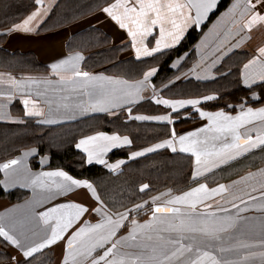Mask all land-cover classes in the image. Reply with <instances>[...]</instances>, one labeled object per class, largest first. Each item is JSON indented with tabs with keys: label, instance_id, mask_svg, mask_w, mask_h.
Here are the masks:
<instances>
[{
	"label": "crops",
	"instance_id": "1",
	"mask_svg": "<svg viewBox=\"0 0 264 264\" xmlns=\"http://www.w3.org/2000/svg\"><path fill=\"white\" fill-rule=\"evenodd\" d=\"M58 1L59 0H42V3L38 5L35 0L34 7L21 19L9 25L5 31V35L1 36L0 33V48L3 51L8 53L17 52L33 54L36 60L41 64L39 68L25 66L27 68L13 69L11 68V64H9V61L6 59L4 60V58L0 56V122L21 123L25 118H35L43 123H45V121H50L45 124H59L96 113L113 115L120 110H123L128 118L141 116L148 117V119L137 120L169 122L168 120H154L153 118L164 116L169 117L170 112L174 111L170 106L160 104L161 106L168 108L169 111L152 115L131 113L130 106L146 98H150L154 103H156V100L158 99L172 101L200 100L201 103L205 102V100L202 99L203 97L210 95L214 96V94L171 97L167 92L163 91V87L167 86L171 81H180L188 78L195 80H209L214 78L216 76L215 67L220 63L224 56L233 50L246 54L239 69L240 81L243 86L248 87L251 90L250 97L252 100H256V102L242 103L235 109V111H227L225 109L207 110L200 108L199 105H197L196 108L211 113L223 111L232 116H236L242 111H247L249 108L254 111L264 108V81L257 78L255 83L251 86H246L243 82L244 78L242 73L246 72L249 76H256L261 70V65L264 64V56H260L258 52L260 47H264V23H259L253 26L251 30L244 28V24L249 19L248 15H242V12L244 11V0H240V7L235 11H229L232 5L237 2V0H230L226 7L207 24L194 44L193 55L191 57H188L187 51H185L172 59L170 65L174 68V71H176L172 79L161 86H154L151 77L149 81L140 88L138 94L131 97H129L127 93L130 91L134 92L135 89L130 88L129 86L135 85L137 82L141 81L144 73L152 68L156 69L155 66L146 68L140 75L133 78H127L119 74L108 73L102 70H86L82 66L85 53L76 49L67 48V41L74 33L84 28H98L106 34L107 39L109 40V45L125 44L127 46L126 49L118 55L119 57L136 60L150 57L142 56L137 58L136 51L132 47L131 37H129L127 30L121 29L115 21L103 12V8L115 3V0H110L104 3L95 11L67 25L52 27L50 26L51 24H49L45 26V20L50 15ZM218 1L219 0H216V4ZM181 2L187 3V0H181ZM252 2L255 3V0H252ZM134 3L135 0H130V4ZM38 9L40 10V15L29 24L32 31L24 32L22 30H13V25L22 23L28 16L33 12H36ZM255 11L264 15V5H257ZM190 14L194 19L196 16L195 8L191 9ZM209 14L210 12L208 15ZM207 17L202 19L199 25L189 22V26L184 31L181 40L191 27L199 28L200 25L206 21ZM168 27H170V25ZM159 38L160 30L157 25L152 29L149 36L145 38L144 46H147L149 49L155 47L156 40ZM167 49H162V51ZM77 54L83 57V59L78 62L80 71L87 72L90 76L106 77L110 79L85 81L83 78H76L71 81L66 80L65 82H61L59 76L52 73L50 65L60 60L74 57ZM155 54L157 53H154L153 55ZM254 58L258 60V63L250 66L246 70L244 65ZM61 75L67 78L72 76V73L62 72ZM12 79L17 81V84H12L10 82ZM115 81H126L127 84L115 83ZM26 99L29 100L27 110L35 108L36 110H39L42 115H26V107L23 103ZM98 101L104 102L103 107L106 109L105 111L99 110L100 105L97 103ZM111 105L117 106L113 107ZM187 107L193 106L186 105L184 108ZM180 109L183 108L177 110ZM207 123V118H201L199 115L197 121L180 128L177 133L175 132L176 137L178 138L181 135L193 132L196 129L205 126ZM250 129L251 131H249ZM239 132L242 136L250 134L255 137L258 132H264V121L256 120L251 124L244 125L239 129ZM98 133H104L109 136H127L130 140V137L126 133L97 130L80 135L75 141V146L81 139L88 136H95ZM172 133L170 136L151 143L148 146L153 147L158 143L171 139ZM204 135L205 134H201V139H203ZM210 144H215L216 147L220 146L219 141H210ZM175 147L176 151H180L178 143H176ZM145 148L146 147L130 151L129 157L133 158V153L143 152ZM33 149L35 151H32ZM112 149L114 148H111L102 156L107 164H116L118 161L124 162V159L119 158L112 161L107 160V154ZM79 150L84 153L85 159L88 162L87 153L82 149ZM26 153L31 154L25 155ZM35 153L36 148L34 146L23 148L17 156L0 164H7L12 160L18 161L16 165H10L7 169L0 168V183L5 190L15 187L26 188L29 190V194L19 201L11 202L7 198L0 197V227H3L20 242V247H16L6 241L3 237H0V241L6 243V249L11 253V257L7 260H0V264H64L66 255L65 248L68 242V237H70L78 228L83 226L85 222L94 225L102 219V213H97L92 210L100 208L103 205L93 197L91 190L88 188L83 186L73 187L71 191L62 192L53 186L52 180L54 179L45 180L44 177H40L43 186L41 183L33 184V180L37 179L41 173L63 171L61 169L46 168L45 165L48 161L47 155L40 156L39 161L41 167L38 169L31 168L28 161ZM189 154L192 156L193 173L196 168L195 157L191 153ZM92 162L96 161L93 160ZM120 166L121 164L113 171L118 170ZM216 169H213L211 172ZM262 170H264V162L254 167L246 168L241 173L228 179L219 180L214 183H207L204 181L196 182L183 191H171L169 192L170 195H166V198L171 199L174 196L189 191L193 187H197L199 184H206L209 189L215 188L220 184L228 187L226 193L217 195L206 202L211 204L212 208L204 209L203 205L197 207V212L212 211L217 213V216L220 218H227L222 219L221 222V226L225 227L226 230L219 233V240L212 242H209L206 238L197 234V240L194 247L198 246L201 251H209L212 255L216 256L217 259L222 262H227V264H264V256L259 255L261 252H264V247L261 246V242L264 241V198H261L262 186H264V175H261ZM209 173H205L197 179H200ZM249 173H254L256 175L249 177ZM244 177L248 178L242 179ZM72 178L81 181H88L86 179ZM250 196L256 197V199L251 200ZM152 197L153 196H151L150 199ZM160 201L161 204L159 206H169L167 205V202L163 201V203L162 200ZM68 203L83 205L89 211L76 221L66 233H64L61 240L42 249L38 253H35L32 257L25 258L23 256V250L41 243L48 238L51 234V225L55 223V220H50L49 224L45 225L42 222L39 213L45 212L57 205ZM233 204H236L237 207L233 208ZM177 207H181L182 211L189 210L182 205H177ZM218 208H226L228 209V212H218ZM241 209L245 210L241 211ZM103 210L107 211L108 214L113 215L114 218L116 213L124 212H112L104 206ZM152 211L153 210H148L142 217H135L136 214L130 215L128 221H126L124 226L118 231V235L115 239H119L128 234L129 229L132 226V220L140 223L150 222V217H152L153 213ZM156 215H159L160 220L164 221V223H160L162 236H170L173 238L175 233L166 231L165 229L168 228V221L175 223L177 222V218L172 214L167 213H157ZM152 233L153 231H146L144 235V244L148 247L138 250L137 247H129L126 244L120 246L119 251L121 253L130 252L133 254H150L151 249L154 246H158L152 243V239H146L147 236H152ZM177 236H179V234H177ZM183 242L185 243V241ZM242 244L250 245V247L241 248L240 245ZM221 248L227 249V251L221 252ZM155 249L162 259L164 254L162 252L163 250L161 248ZM104 250L106 249H97L85 264H91V259H98L103 255ZM250 253H255L256 255H249ZM185 254L178 258L177 264H190V262L195 260L199 255L195 250H193L188 257H185ZM244 256H249V259L243 260L242 258ZM110 258L111 257H109V259ZM69 264H71V262H69ZM101 264H104V262H101Z\"/></svg>",
	"mask_w": 264,
	"mask_h": 264
},
{
	"label": "trees",
	"instance_id": "2",
	"mask_svg": "<svg viewBox=\"0 0 264 264\" xmlns=\"http://www.w3.org/2000/svg\"><path fill=\"white\" fill-rule=\"evenodd\" d=\"M108 1L110 0H59L44 25H67L95 11ZM229 1L219 0L206 21L199 28L191 27L178 45L148 58L136 60L119 57L127 46L109 45L106 34L98 28H84L74 33L67 41V48L85 53L82 66L86 70H102L133 78L146 68L155 66L156 72L151 81L154 86H161L175 75L176 71L170 65L172 59L185 51L188 57L193 55V47L199 34ZM34 5L35 0H0L1 36L5 35L9 25L21 19ZM0 56L8 60L13 69L29 66L39 68L41 65L30 53H8L0 48ZM245 57L243 52L233 50L215 67L214 78L171 81L163 87V91L171 97L212 93L216 99L199 104L200 108L207 110L235 111L242 103H255L256 100L250 97L251 90L240 81L239 69ZM167 111L168 108L154 103L150 98L130 106L131 113L152 115ZM171 114L172 123L128 118L123 110L113 115L96 113L59 124H45L35 118H25L21 123L0 122V164L17 156L21 149L34 146L36 153L29 158L32 168L41 167L39 158L47 155L46 168H61L74 178L89 180L100 198L99 202L108 210L118 212L148 203L150 197L159 191L180 192L196 182L214 183L225 180L246 168L264 162V146H261L194 181L192 156L189 153L174 152L164 147L130 158V151L164 139L170 136L172 131L177 133L180 128L194 123L199 118L194 107L172 111ZM97 130L126 133L130 137L129 145L114 148L107 154L108 161L124 159L116 171L110 170L105 164L87 162L84 153L75 146V141L80 135ZM145 184L149 186L148 189L140 191L141 186ZM28 193V189L20 187L5 190L0 183V197L11 202L23 199ZM144 214L136 215L142 217ZM10 257L6 243L0 241V260Z\"/></svg>",
	"mask_w": 264,
	"mask_h": 264
},
{
	"label": "snow or ice",
	"instance_id": "3",
	"mask_svg": "<svg viewBox=\"0 0 264 264\" xmlns=\"http://www.w3.org/2000/svg\"><path fill=\"white\" fill-rule=\"evenodd\" d=\"M39 5L42 0H36ZM257 5H264V0H244V11L242 15H248L249 19L244 24V28L251 30L253 26L264 23V15L255 11ZM216 7V0H187V3L181 2V0H135L134 4H130V0H115V3L110 4L103 8V12L106 13L113 21H115L121 29H126L129 37H131L132 47L136 51L137 58L142 56H152L154 53H159L162 49H167L175 44L179 43L184 31L189 26V22L199 25L202 19L206 18L208 13ZM240 7V0H237L232 5L229 11H235ZM195 8L196 16L193 19L191 16V9ZM122 9V11H121ZM40 15V10L33 12L22 23L13 25V30H22L24 32H30L32 29L29 27L30 22L36 19ZM159 26L160 38L156 40L155 47L149 49L144 46V40L152 32L155 26ZM170 25V27H168ZM170 41V43H169ZM260 56H264V47L258 49ZM83 57L77 54L74 57L60 60L50 65L52 73L59 76L61 82L66 80L71 81L76 78H83L85 81H100L110 78L90 76L87 72L79 70L78 62ZM258 60H250L244 65L247 70L250 66L257 64ZM62 72H71L72 76L65 77L61 75ZM156 72L155 68L146 71L143 75V79L135 85L129 86L135 89L127 93L129 97L138 94L140 88L145 85L149 79ZM244 78V84L251 86L258 78L264 81V64L261 65V70L256 76H249L246 72L242 73ZM12 84H17V81L12 79ZM115 83L127 84L126 81H115ZM205 101H211L216 99L215 96H205L202 98ZM26 107V115H42L39 110L35 108L27 110L29 100L23 101ZM100 107L99 110L105 111L102 101L97 102ZM156 103L170 106L174 111L179 108H184L186 105H192L196 108L201 103L200 100H163L158 99ZM113 107L117 105H111ZM95 107V106H94ZM201 118H207L208 123L196 129L193 132L176 137L175 131L172 133V138L158 143L153 147L145 149L143 152L133 153V157L143 155L144 152H152L156 149L168 147L172 151H176V143L180 146V151L191 153L195 157L196 168L192 173V179L195 181L198 177H201L205 173L211 172L213 169L219 168L222 165H227L229 162L244 156L251 152L253 149H257L264 146V132H258L255 137L250 134L242 136L239 129L247 124H251L256 120L264 121V108L253 110L251 108L247 111H242L236 116L229 115L223 111L215 113L201 111L196 108ZM135 119H148V117H135ZM153 119L168 120L171 123L169 117H155ZM50 121H45L48 123ZM251 131V129L249 130ZM201 134H205L201 139ZM210 141H219L220 146L216 147L215 144H210ZM131 141L127 136L120 137L118 135H106L104 133H98L95 136H88L79 141L76 147L82 149L88 156V162L91 163L95 160L97 163L106 164L109 169L115 170L119 167L123 161H118L116 164H107L102 158L104 153H107L111 148L120 147L122 145H128ZM32 151H35L34 149ZM31 153H26L29 155ZM18 161L12 160L7 164L0 165V168L7 169L10 165H16ZM249 177L256 175L249 173ZM261 175H264L262 170ZM40 177H47L49 179L53 177L62 178L59 182L52 180L53 186L62 191H71L73 187H86L91 190L93 197L99 201V196L96 193L95 188L88 181H81L73 179L66 172L55 171L41 173L37 179L33 180V184L41 183ZM244 177L242 179H247ZM43 186V185H42ZM148 185H142L140 191L148 189ZM228 187L220 184L215 188L209 189L206 184H199L197 187L191 188L189 191L184 192L181 195L172 197L167 201L169 206H155L153 208V216L150 222L145 224H138L135 220L131 221V228L126 236L115 239L118 235V231L128 221L130 214L139 208L144 207L143 204L136 205L133 209H127L124 212L116 213L115 218L113 215L108 214L103 210V206L93 209L92 211L102 213V219L100 222L90 225L85 222L83 226L78 228L75 232L68 237V242L65 248L66 255L64 264H85L93 253L97 249H106L103 255L98 259H91V264H173L179 257L184 256L185 253H191L195 250L199 255L195 260H192L190 264H227L217 259L209 251H201L198 246H195L197 240V234L206 238L209 242L217 241L220 239L219 233L225 231L226 228L221 226L222 219L217 216V213L212 211L197 212V207L203 205L204 209L212 208L211 204L206 203L209 199L226 193ZM162 195H170L165 193ZM160 197H153V203ZM264 198V186H262V197ZM251 200H255L256 197L250 196ZM147 202H145L146 204ZM177 205L185 206L188 211H182L181 207ZM233 208L237 207L236 204L232 205ZM245 209H241L244 211ZM89 210L80 204L68 203L60 204L56 207L50 208L45 212L39 213L42 222L45 225L49 224L50 220H55V223L51 225V234L43 242L35 244L27 249L23 250V256L25 258L32 257L35 253H38L42 249L55 244L61 240L73 224L78 221ZM218 212H228L226 208H218ZM157 213L172 214L177 218V222L173 223L168 221V228L166 231L175 232L179 234L178 238L169 237L165 238L157 231V239L162 241V248H166L168 245L174 246L168 254H163V258L157 254L155 248L151 249L150 254L140 253L133 254L130 252L121 253L119 251L120 246L126 245L129 247H141L146 248L147 245L142 242H137L138 237H144L146 231H153L155 224L164 223L156 215ZM230 226V225H229ZM0 237H3L10 244L20 247V242L13 235L9 234L3 227H0ZM148 240L152 239V236H147ZM189 240L192 243L185 244L183 241ZM131 242V243H129ZM110 245V246H108ZM261 246L264 247V241L261 242ZM241 248H249L250 245L242 244ZM221 252L227 251V249H220ZM249 255H256L250 253ZM259 255L264 256V252ZM109 257H111L109 259ZM243 260H248L249 256H244Z\"/></svg>",
	"mask_w": 264,
	"mask_h": 264
},
{
	"label": "rangeland",
	"instance_id": "4",
	"mask_svg": "<svg viewBox=\"0 0 264 264\" xmlns=\"http://www.w3.org/2000/svg\"><path fill=\"white\" fill-rule=\"evenodd\" d=\"M181 110V109H180ZM172 114H171V112H170V115H169V118H170V120H171V123H172V121H173V117L171 116ZM155 120V119H154ZM146 148H150L149 146L147 147L146 146ZM145 148V149H146ZM119 159H122V158H119ZM29 162V161H28ZM29 165H30V163H29ZM31 167V166H30ZM107 167V166H106ZM32 168V167H31ZM108 168V167H107ZM33 169H38V168H33ZM51 169H61V168H51ZM61 170H63V169H61ZM64 171V170H63ZM66 172V171H65ZM70 175V174H69ZM71 176V175H70ZM45 178V180H50L49 178H47V177H44ZM51 179H54V180H56V181H60L62 178H60V177H53V178H51ZM89 181V180H88ZM90 182V181H89ZM90 184H91V182H90ZM169 192H171V191H169V190H164V191H159V193L158 194H156V193H154L152 196L153 197H160L159 198V200L157 199V201H155V203H153V197L151 198V199H149L148 200V203L147 204H143L144 205V207H142V208H139L138 210H136V211H133L132 212V214H138V215H140V214H142V213H146L148 210H153V208L155 207V206H159L160 204H161V201L160 200H162V202L164 201V202H167L168 200H169V198H166V195H162V194H165V193H169ZM29 194V193H28ZM156 194V195H155ZM163 196V197H162ZM163 202V203H164ZM140 205V204H139ZM135 207V206H134ZM134 207H132V209L134 208ZM125 211V210H124ZM153 212V211H152ZM138 215H135V217H138ZM152 216H153V213H152ZM158 217H159V215H158ZM150 218H152V217H150ZM137 223L138 224H145V223H140V222H138L137 221ZM161 226H160V224H155L154 225V229L155 230H153V233H152V243L153 244H155V245H158V246H154L153 248H157V249H162L163 251V253L164 254H168V253H170L172 250H174V246H172V245H168L166 248H162L161 247V245H162V241H160L159 239H157V231H159V234L160 235H162L161 234V228H160ZM175 233V232H174ZM164 238H165V240L166 239H168L169 237L168 236H163ZM173 238H178V236H177V234L175 233V235H174V237ZM147 239V238H146ZM148 240V239H147ZM138 243L139 242H142L143 244H144V242H145V239H144V237H142V238H139L138 237V241H137ZM188 243H192V241H189V240H185V244H188ZM137 249L138 250H142L143 248H141V247H137ZM158 253H160V252H158ZM189 255H191L190 253L188 254V253H186L185 254V257H188ZM178 263V260L177 261H174L173 262V264H177Z\"/></svg>",
	"mask_w": 264,
	"mask_h": 264
}]
</instances>
